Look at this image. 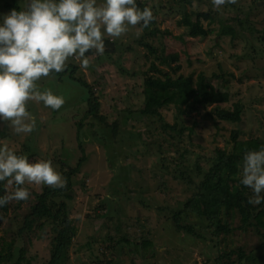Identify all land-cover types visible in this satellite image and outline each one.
I'll return each mask as SVG.
<instances>
[{"label":"rangeland","instance_id":"obj_1","mask_svg":"<svg viewBox=\"0 0 264 264\" xmlns=\"http://www.w3.org/2000/svg\"><path fill=\"white\" fill-rule=\"evenodd\" d=\"M8 2L0 0V14L9 13ZM18 2L22 7L25 0ZM136 2L152 9V30L137 26L120 38H106L103 55L86 53V70L70 58L64 78H42L40 88L63 96L65 103L52 110L29 101L34 131L17 135L0 120V144L30 160L50 159L61 174L63 168L66 173L76 169L85 150L86 161L67 192L73 199H55L68 205L76 228L63 264H264L263 230L241 227L237 218L231 233L216 234L205 217L186 211L218 151H233L236 132L238 141L264 145V0H236L221 10H214L210 0ZM187 18L200 20L210 35L191 37L182 23ZM171 56L178 57L172 66L159 60ZM171 67L180 70L174 73ZM164 73L196 80L204 75L228 101L188 116H178L173 107L145 115L146 81ZM90 99L96 101L91 105ZM237 104L243 106L239 123L217 119L218 110L233 111ZM3 186L8 193L15 190V185ZM24 187L28 200L9 201L7 213L0 208V254L12 255L4 264H48L56 234L31 217L34 228H25V217L37 194L50 186ZM254 207L256 215L264 211V203ZM177 213L182 214L179 225L194 233L177 228ZM145 245L146 254H136Z\"/></svg>","mask_w":264,"mask_h":264},{"label":"clouds","instance_id":"obj_2","mask_svg":"<svg viewBox=\"0 0 264 264\" xmlns=\"http://www.w3.org/2000/svg\"><path fill=\"white\" fill-rule=\"evenodd\" d=\"M214 10L236 0H210ZM155 19L150 7L136 0H25L22 7L0 14V120L12 132L27 135L37 126L28 102H42L58 110L63 96L41 89L39 81L60 73L71 58L82 69L90 64L89 53L103 55L106 38H120L130 29L147 28ZM239 184L251 190L250 205L264 203V145L244 153ZM15 185L0 195V208L9 201L28 200L25 184L63 188L62 174L50 159L30 160L0 144V182Z\"/></svg>","mask_w":264,"mask_h":264},{"label":"trees","instance_id":"obj_3","mask_svg":"<svg viewBox=\"0 0 264 264\" xmlns=\"http://www.w3.org/2000/svg\"><path fill=\"white\" fill-rule=\"evenodd\" d=\"M138 6L140 8L146 7L141 4ZM5 7L10 12L12 9H19L21 6L18 0H10V2L5 4ZM204 17L206 21L210 20L208 15H204ZM155 23L156 19L151 22L149 27L142 30L146 33L151 31ZM182 23L189 28L191 37L193 38H207L211 33V31L203 27L200 20L192 22L187 18ZM232 30L228 28L229 33L234 35V31ZM146 46L152 54H157V50L154 47L148 44ZM159 60L164 65L172 66L171 63L177 62L178 57H163ZM153 68L157 70L156 66H153ZM171 68H174V73L180 70V67ZM158 72L162 73L159 69ZM50 75L64 78L66 73L53 72ZM80 83L83 86H87L85 82ZM223 95L204 75H200L196 80L192 75H179L177 77L164 73L163 78L149 77L147 79L145 88L146 106L143 112L145 115L153 116L157 115L162 109L173 107L177 109L178 116H188L199 113L202 109L205 110L214 103L227 102L228 98L223 97ZM93 101L96 100L90 99L91 105ZM95 103V107L89 112L93 117L97 116L98 111V103ZM242 111L243 106L237 104L234 106L233 111L218 110L216 117L223 122L239 123L242 120ZM237 137L238 132L234 136L235 144L232 152H227L226 150L218 151V155L208 175L200 183L198 188L199 193L195 194L186 204V211L205 217L209 221L210 226L215 228L216 234L231 233L233 229L232 222L237 218L240 219L241 227L255 226L264 232V211H260L256 215L258 208L248 203V190L245 186L239 184V171L244 153L249 150L258 149L263 143L259 140L238 141ZM82 153L83 157L76 169H72L69 173H66L64 168L62 169L66 185L63 188L46 187L41 194H37V203L32 207L30 216L25 217V228L28 227L30 230L34 228L32 227L33 221L29 222V217H31L33 220H43L46 222L44 224L50 226L56 234L51 250V260L48 264H63L62 257L69 250L76 235L75 225L72 219H70L67 210L68 205L66 203H58L55 199L57 195L60 197L64 195L69 201L73 199V196L67 192L72 190L73 176H75L79 168L86 161L85 150L83 148ZM5 182H0V195L5 194L6 189L3 186ZM1 209L7 213V204ZM181 215V213H177L174 217L177 228L184 229L191 234L194 233L192 230L179 225ZM146 245L142 249L138 248L136 254L141 251V254L145 255L148 250V246ZM11 259V254H0V264H4Z\"/></svg>","mask_w":264,"mask_h":264}]
</instances>
